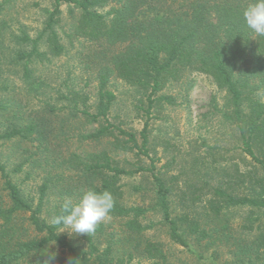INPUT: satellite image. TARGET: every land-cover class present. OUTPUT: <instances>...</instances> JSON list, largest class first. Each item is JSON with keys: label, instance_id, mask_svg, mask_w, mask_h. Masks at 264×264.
I'll use <instances>...</instances> for the list:
<instances>
[{"label": "trees", "instance_id": "obj_1", "mask_svg": "<svg viewBox=\"0 0 264 264\" xmlns=\"http://www.w3.org/2000/svg\"><path fill=\"white\" fill-rule=\"evenodd\" d=\"M64 1L72 3L73 10L79 12L71 39L91 43L90 49L99 59L96 113L85 109L79 113L90 124L105 121L107 125H101L84 139L96 142L109 139L116 151L131 156L135 166L142 167L131 170L135 166L127 160L125 163L130 168L121 166L106 151L89 155L87 161L72 155L75 165H82L81 172L67 180L62 173H49L38 188L36 201L22 194L21 187L0 161V264H43L47 250L49 255L57 251L64 253L65 264L75 260L76 264H130L134 255L129 254L127 262L114 256L116 242H110L103 250L97 246L95 235L103 232V224L98 225L95 235H84L87 248L79 249L66 235L60 234L63 226H56L45 217L52 196H60L61 203L65 197L81 198L91 189L112 193L114 208L109 216L126 220L123 233L130 236L133 249L148 255L157 264H168V261L161 244L144 240L147 232L156 229V224L148 219L152 212L162 217L175 244L199 247L200 259L214 248L210 260L213 264L219 263L217 249L229 244L236 249V258L222 264H257L264 247V225L258 224L255 228L258 218L251 214L250 221L242 225L251 237L245 238L243 231L236 234L228 215L233 209L264 215V37L251 33L243 17L244 9L253 0H119L120 6L106 15L97 9L109 0H52L54 8L40 38L32 41L30 53L18 56V63L25 61L26 77H29L28 65L33 56H42L39 40L48 45L54 56L64 53L56 30L62 19ZM23 40L31 41L27 35ZM195 75L209 77L224 94L220 109L224 121L235 127L242 150L251 159L249 170H241L238 165L234 172L223 166L217 172H209L203 185L197 184L195 192L202 193L200 198L197 195L192 198L193 193L183 194L178 175L157 170L156 163L160 160L151 157L148 136L153 109L164 104L172 106L177 100L172 95L159 94L169 87L189 90ZM114 79L142 91L149 103L144 111L148 120L140 134L108 121L117 99L110 89ZM2 89L9 90L7 85ZM215 109L219 106L215 105ZM40 133L35 123L13 124L5 134H0V143L33 136L34 140L44 142L45 134ZM137 174H143L150 181L153 202L149 207L128 208L120 202L119 183ZM185 186L190 189L189 183L185 182ZM178 196L180 203L188 198L194 203L198 201L200 210L192 214L189 207L185 212L176 213L173 200ZM60 261L57 254L52 264Z\"/></svg>", "mask_w": 264, "mask_h": 264}, {"label": "rangeland", "instance_id": "obj_2", "mask_svg": "<svg viewBox=\"0 0 264 264\" xmlns=\"http://www.w3.org/2000/svg\"><path fill=\"white\" fill-rule=\"evenodd\" d=\"M119 6V0H109L97 10L106 15ZM53 8L52 0H0V134H5L10 125L20 126L31 122L37 124L40 135L45 134L44 142L34 140L35 136L1 142L0 161L11 174L12 180L21 187L22 194L36 198V201L39 197L38 188L50 176L49 173H62L67 180L81 172L82 165H75L72 155L87 161L89 155L106 151L121 166L130 168L125 163L126 160L134 166L136 164L131 156L116 151L109 139L99 142L84 139V136L107 123L101 121L90 124L79 113V110L84 109L92 114L96 113L97 72L100 66L97 65L99 59L90 49L91 43L71 39L72 27L79 13L73 10L72 3L62 2V19L56 28L64 53L54 56L48 45L39 40L38 50L42 56H33L28 65L29 77L25 76V61L17 62L19 54L32 51V41L40 38ZM26 35L31 41L23 40ZM6 85L8 91L2 89ZM110 89L117 99L109 113V123L140 134L148 120L144 111L148 109L149 103L144 93L118 79L113 80ZM164 94L172 95L177 100L172 106L164 104L152 111L148 129L152 150L150 155L160 160L156 163L157 170L180 177V190L183 194L193 193L192 198L194 195L200 198L202 193L195 192L197 184L203 185L209 172H217L219 166L227 168L229 172H234L238 165L241 170L251 169V159L244 154L235 127L224 121L220 111L224 94L219 92L209 77L195 75L193 86L189 90L169 87L159 96ZM215 105L219 106L218 110ZM2 108L6 110L2 111ZM145 162L149 164L150 161L145 158ZM146 164L145 167L148 166ZM138 167L142 166L137 165L131 170ZM185 182L189 183L190 189L186 188ZM119 185L122 191L120 202L126 207H149L152 204V185L143 174L125 177ZM192 198L184 202L182 200V203L179 202V196L174 198L173 208L176 213L185 212L189 207L192 208V214L200 210L201 205L198 201L194 203ZM59 199L61 197L57 195L51 197L45 211L47 220H52L59 206ZM79 199L76 196L73 198L74 201ZM251 214L253 218H258L255 228L258 224L263 227L262 212L253 214L247 209L229 211L236 234L244 232L242 225L250 221ZM148 219L156 224V229L147 232L144 240L161 244L168 264H213L210 256L214 248L204 254V259H200L199 247L194 244L190 248L183 247L170 239L160 215L152 212L148 214ZM125 223L126 220L111 216L105 219L101 223L104 234L94 233L97 236V246L103 250L110 242H116L113 254L123 258L125 262L128 261L129 254H132L134 256L130 264H157L156 260L133 249L130 236L123 233L126 230ZM63 231L64 228L60 230V234L66 235L77 248H87L84 235H70ZM243 237L251 238L248 230H245ZM217 250V259L221 264L225 261L232 262L236 258V249L229 244L222 245ZM57 254L62 259L60 264H65V254L60 251ZM263 262L264 247L257 264Z\"/></svg>", "mask_w": 264, "mask_h": 264}, {"label": "clouds", "instance_id": "obj_3", "mask_svg": "<svg viewBox=\"0 0 264 264\" xmlns=\"http://www.w3.org/2000/svg\"><path fill=\"white\" fill-rule=\"evenodd\" d=\"M246 27L257 37H264V0H253L243 11ZM114 208V197L108 190L98 192L94 189L83 193L78 201L71 197L63 198L59 212L52 217V224L63 226L70 235H91L98 225L107 219ZM63 231V232H64ZM43 264H52L57 253L48 250ZM69 261V264H76Z\"/></svg>", "mask_w": 264, "mask_h": 264}]
</instances>
